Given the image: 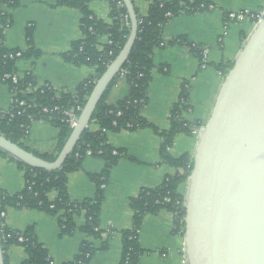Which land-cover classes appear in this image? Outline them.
<instances>
[{
	"label": "crops",
	"instance_id": "1",
	"mask_svg": "<svg viewBox=\"0 0 264 264\" xmlns=\"http://www.w3.org/2000/svg\"><path fill=\"white\" fill-rule=\"evenodd\" d=\"M204 1L209 2L208 9L182 12L168 20L162 28L164 44L152 52L148 100L142 115L160 129L169 127L170 108L178 100L185 80H188L189 107L183 113V118L205 124L224 76L242 47L243 38L246 40L253 27L250 17L242 21H228L225 15L234 11L254 13L264 8V0ZM149 3V0H134V6L141 15L147 14ZM88 8L98 19L108 23L111 21L107 0H89ZM6 11L10 16L5 25L0 21V47L26 50L29 46L25 32L30 27L32 45L40 52L36 57L17 62L18 75L31 73L36 87L49 84L58 92L73 91L80 81L95 74L93 66L73 64L62 55L81 36V14L78 10L58 5L57 0H18L14 8ZM177 36H182L185 41L182 44L168 43ZM106 41V36L101 37V43ZM185 42L206 50L202 65ZM217 64H222L226 73L218 69ZM129 87L125 79L118 78L111 86L106 102L116 104L128 95ZM10 99L8 86L0 80V112L9 107ZM54 130L57 128L46 121H35L26 144L41 152L51 150ZM105 137L111 146L124 148L128 155L121 157L110 169L100 211L102 233L100 237L89 238L95 249L89 264L119 263L123 232L132 227L133 211L129 198L136 196L143 188L160 185L167 174L175 172L174 168L161 162L159 147L162 138L151 128L107 130ZM196 139L197 134H178L169 150L170 154L178 157L188 153L192 157ZM103 166L102 159L87 154L81 168L67 174L71 200L82 201L95 196L96 187L89 174L100 172ZM23 185L22 171L8 156L0 154V187L12 195ZM179 191L185 198L186 183L180 186ZM75 221L77 225L82 224L83 213L76 216ZM4 224L15 231L33 226L36 240L46 249L54 264L72 261L82 241L87 239L79 229L71 235H61L57 218L35 208L7 207ZM173 229L172 213L159 210L146 214L138 233V243L142 249L138 264H179L184 239ZM5 257L9 264H20L26 258V253L22 246L10 245L5 250Z\"/></svg>",
	"mask_w": 264,
	"mask_h": 264
},
{
	"label": "trees",
	"instance_id": "2",
	"mask_svg": "<svg viewBox=\"0 0 264 264\" xmlns=\"http://www.w3.org/2000/svg\"><path fill=\"white\" fill-rule=\"evenodd\" d=\"M89 0H57V4L78 10L81 14V36L71 44V49L64 52V59L76 65H88L95 68V74L80 81L73 91H56L52 86L36 88V81L31 73H25L16 82L10 78H4L5 74H17V62L39 55V51L32 45V29L27 27L25 37L28 48L20 57L14 54L17 48L8 49L0 47V80L3 81L14 99L24 101L25 111L21 115L0 117V135L12 142L19 144L35 155L53 161L61 150L66 138L69 136L72 126L71 120L65 113H71L77 118L81 103H85L97 79L104 72L108 64L115 58L124 45L130 30L129 25H124V17L128 14L121 0H107L109 3L108 16L111 21L104 22L98 19L88 8ZM146 15H141L137 8V34L129 53L128 62L123 65L127 73L125 80L129 83V92L126 97L116 104L106 102L107 94L111 86L118 79V75L112 80L101 99L97 103L90 119L89 126L82 132L74 149L63 161L61 168L47 171L34 168L8 156L0 150V154L8 156L16 163L24 177L23 187L10 195L0 187V236L4 256V264H9L5 257V250L10 245L22 246L26 258L20 264H54L49 258L46 249L35 237L33 226L26 227L23 231H15L4 224V213L7 207L35 208L41 210L58 220L61 235H71L75 230H81L87 239L82 241L75 258L63 264H89L95 249L89 238L100 237V211L104 200V187L108 183L110 169L121 157L127 156L122 147L111 146L105 137L107 130L134 131L143 128H151L161 138L159 155L161 162L174 168L173 174H167L160 185L154 188H143L139 193L129 198V206L133 211L132 227L123 232L122 251L118 264H138L142 252L138 243V233L144 216L148 213H156L165 210L173 215V232L181 236L184 234V217L186 213L184 194L179 191L182 184L193 167V158L188 153L178 157L170 154L174 138L178 134L192 135L195 129L202 125L198 121H189L183 118V113L189 107L188 80L182 83L178 100L169 111V127L160 129L149 122L143 115L142 109L148 100V86L153 67L152 52L154 48L163 46L162 28L164 24L174 16L182 12H192L208 9L209 2L204 0H149ZM134 4V0H132ZM18 0H0V5L7 9L14 8ZM120 4L122 6H120ZM7 12L1 16V23L5 25L9 19ZM129 20V18H128ZM225 20H228L225 15ZM106 36L110 43H101V37ZM185 38L177 36L168 41L169 44H182ZM245 38L242 40V45ZM198 58L199 64H203L201 56L202 48L185 42ZM232 65V64H231ZM216 67L226 73L222 64ZM231 67V66H230ZM229 67V68H230ZM36 88L28 91V88ZM58 107V111L43 112V107ZM13 109L20 108L18 102L13 103ZM119 113V114H118ZM33 121H46L58 131L63 132V138L51 150L38 151L31 149L26 144L27 137ZM94 123L97 128L90 129ZM89 155L103 160V169L98 173H90V180L96 187L95 196L82 201L71 200L67 189V174L77 171L82 166L84 157ZM84 222L77 225L75 217L82 214Z\"/></svg>",
	"mask_w": 264,
	"mask_h": 264
},
{
	"label": "water",
	"instance_id": "3",
	"mask_svg": "<svg viewBox=\"0 0 264 264\" xmlns=\"http://www.w3.org/2000/svg\"><path fill=\"white\" fill-rule=\"evenodd\" d=\"M121 1L130 21L127 39L97 79L55 160H45L3 135L1 151L34 168H61L129 58L137 15L132 0ZM192 158L184 203L188 264H264V15L224 76L209 118L197 133Z\"/></svg>",
	"mask_w": 264,
	"mask_h": 264
},
{
	"label": "built area",
	"instance_id": "4",
	"mask_svg": "<svg viewBox=\"0 0 264 264\" xmlns=\"http://www.w3.org/2000/svg\"><path fill=\"white\" fill-rule=\"evenodd\" d=\"M120 6H122V5L120 4ZM6 10H7V8H5V6L3 7L0 5V15L1 16L7 12ZM226 15H227L228 21H242V20H245L246 18L250 17L253 20V25H254L257 21H259L263 17L264 8L261 10H258L257 12H254V13H251L248 11H234V12H228ZM124 25H126V26L129 25V20H128L127 16L124 17ZM106 43H110V40L107 39ZM22 52H23V50H17L15 52L14 56L20 57ZM201 56H202L203 63H204L205 59H206V50L205 49L202 50ZM126 73H127L126 69L121 68L120 71L118 72V78L119 79H125ZM22 76L23 75H21V76L18 75V73L15 75L5 74L4 78H10L13 82H16L17 79L19 77H22ZM44 85L48 86V84H44ZM44 85H42V86H44ZM39 87H41V86H39ZM36 88L34 87L32 89L30 87V88H28V91H33ZM10 93H11V91H10ZM14 102H18V105L20 106V108H17L16 110H14L12 107ZM23 105H25V102L24 101H18L16 99H14V97L11 93L10 105L8 108H6L5 110H2L0 112V117L8 116V117L12 118L15 115H21L25 111V108H23ZM40 110L43 112H54L56 110L58 111V107L57 106H54L53 108L43 107ZM65 114L70 117L71 126L73 127L75 124L76 118H73L71 113L67 112ZM34 122L35 121L32 122L31 127H32ZM31 127H30V129H27V131H29V133H30ZM198 131H199V129H195L193 131V134H197ZM87 154H89V152ZM182 252H183V256H181V258L179 260V264H188L187 258H186L185 253H184V249Z\"/></svg>",
	"mask_w": 264,
	"mask_h": 264
},
{
	"label": "rangeland",
	"instance_id": "5",
	"mask_svg": "<svg viewBox=\"0 0 264 264\" xmlns=\"http://www.w3.org/2000/svg\"><path fill=\"white\" fill-rule=\"evenodd\" d=\"M82 105H83V102L81 103V106ZM93 127H96V125L94 123H91L90 128H93ZM54 133H55V137L53 138L52 143H51L53 147L55 145H57L61 141V139L63 138V132L62 131L54 130ZM28 139H29V135H28L27 140H26L27 142H28Z\"/></svg>",
	"mask_w": 264,
	"mask_h": 264
}]
</instances>
